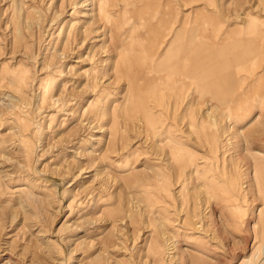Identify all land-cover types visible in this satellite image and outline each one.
I'll list each match as a JSON object with an SVG mask.
<instances>
[{"label": "rangeland", "instance_id": "rangeland-1", "mask_svg": "<svg viewBox=\"0 0 264 264\" xmlns=\"http://www.w3.org/2000/svg\"><path fill=\"white\" fill-rule=\"evenodd\" d=\"M0 264H264V0H0Z\"/></svg>", "mask_w": 264, "mask_h": 264}, {"label": "crops", "instance_id": "crops-1", "mask_svg": "<svg viewBox=\"0 0 264 264\" xmlns=\"http://www.w3.org/2000/svg\"><path fill=\"white\" fill-rule=\"evenodd\" d=\"M183 37H184V31L180 30L175 35V39L178 44L181 41H184V45L183 44H182L183 46L180 45L181 46L180 50L178 49L175 52L171 51L172 46L170 47L169 45L168 48H166L164 52L157 58V60L153 62L151 67H154V69L158 72L161 70H166L167 73H169L170 71H173V72H178L182 74L183 73L184 74L185 73L186 74L187 73L201 74V72L205 73L204 71L205 68H206L205 70H207V67H211L212 65L208 73H212V72L214 73V70H213V66L215 67L214 61L217 59V57H219L220 54L224 52V49L222 48L221 50H219L218 51L219 54L217 50L209 51L206 49V47H202V46L194 49V39L191 40L189 43H185V40H184L185 37L184 38ZM176 64H178L179 66ZM171 66L172 67L174 66L173 70H170L172 68ZM221 80L224 81L225 79H223L222 77ZM224 84L225 83L222 82V85Z\"/></svg>", "mask_w": 264, "mask_h": 264}, {"label": "bare ground", "instance_id": "bare-ground-1", "mask_svg": "<svg viewBox=\"0 0 264 264\" xmlns=\"http://www.w3.org/2000/svg\"><path fill=\"white\" fill-rule=\"evenodd\" d=\"M172 51V50H171ZM175 52V51H174ZM187 61V60H186ZM176 65H178V64H176ZM179 66V65H178ZM185 66H187V65H185ZM172 67V66H171ZM174 67V66H173ZM173 67L170 69V70H173ZM177 68V67H176ZM178 69V68H177ZM174 70H176V69H174ZM184 71V70H183ZM180 72H182V71H180ZM182 74V73H181ZM184 74V73H183Z\"/></svg>", "mask_w": 264, "mask_h": 264}]
</instances>
